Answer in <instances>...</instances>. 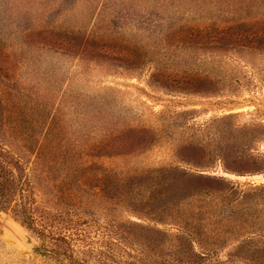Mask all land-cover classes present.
Here are the masks:
<instances>
[{"label": "rangeland", "instance_id": "1", "mask_svg": "<svg viewBox=\"0 0 264 264\" xmlns=\"http://www.w3.org/2000/svg\"><path fill=\"white\" fill-rule=\"evenodd\" d=\"M0 60L54 116L58 160L26 170L76 258L172 260L187 220L246 226L195 264L227 261L246 235L235 262L264 264V0H0ZM191 240L197 253L212 241ZM0 264L74 263L10 208Z\"/></svg>", "mask_w": 264, "mask_h": 264}, {"label": "trees", "instance_id": "2", "mask_svg": "<svg viewBox=\"0 0 264 264\" xmlns=\"http://www.w3.org/2000/svg\"><path fill=\"white\" fill-rule=\"evenodd\" d=\"M223 39V36L213 38L209 41V44L219 43ZM5 58L4 56L1 60ZM1 60L0 75L4 79L0 78V87H2L0 89V130H10V132L0 134V209H13L14 214L19 216L21 222L36 232L43 242L44 240L48 241V239H52L56 244L61 242V255L68 257L71 263L87 264L73 255V249L70 245L72 236L57 233L48 228L50 223L44 220L43 215H38L37 210L33 207L35 202L33 186L30 174L26 169L28 164L34 161L37 163L38 161L41 163L43 161L53 163L58 160L56 150L60 147L59 140H54L53 151L45 147L47 141L52 140L50 135L57 127L54 125V116L45 110L44 104L36 107L32 106V93L23 90V88L21 89V87L17 88L13 84L14 82H11L4 75V71L7 68L6 66L4 67ZM192 89L196 88L193 87ZM46 134L49 137L46 138ZM182 227L184 229L183 232L173 235L178 241L177 245L175 244L176 251L171 253L173 259L154 260L152 264L198 263L196 261L197 258L205 259L212 256L216 250V242L221 241L222 237L227 238L232 233L243 231L246 226L239 222L238 224L235 223L233 229L229 231L221 228L212 231H207V228L196 230L192 224L184 220ZM144 229L148 230L147 228ZM153 232L157 236H162V238L167 236V233L161 230H153ZM227 233L230 234L228 235ZM192 235L206 237L212 241L207 245L205 244V251L197 253L191 243ZM77 236H80V234ZM241 237L243 239L237 245L235 253L228 254L227 261H215L212 264H237L234 258L248 259L249 253L254 249L253 242L249 235ZM179 248L182 249L178 250Z\"/></svg>", "mask_w": 264, "mask_h": 264}]
</instances>
